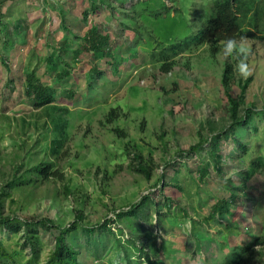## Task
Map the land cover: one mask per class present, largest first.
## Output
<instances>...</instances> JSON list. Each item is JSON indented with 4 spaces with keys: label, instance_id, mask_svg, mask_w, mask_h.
Listing matches in <instances>:
<instances>
[{
    "label": "rangeland",
    "instance_id": "1",
    "mask_svg": "<svg viewBox=\"0 0 264 264\" xmlns=\"http://www.w3.org/2000/svg\"><path fill=\"white\" fill-rule=\"evenodd\" d=\"M108 1L95 13L87 0H0V52L8 65L0 63L1 218L66 227L81 213L84 224L96 226L148 196L155 208L141 236H149L152 250L145 251L157 264H221L229 250L252 244L251 263L264 264V172L245 176L264 158V125L256 138H242L252 151L241 156L230 140L228 101L242 99L239 117L264 110V33L244 40L245 78L237 70L244 55H229L222 43L173 55L203 27L199 15L211 0ZM92 25L109 36L111 57L87 49ZM94 71L101 76L89 88ZM28 72L55 92L52 106L38 109L27 96ZM135 155L149 179L136 171ZM40 163L58 175L10 186ZM230 197L231 215L210 219L212 207ZM128 227L119 221L112 229H122L124 241L133 238ZM38 231L34 255L22 233L1 228L0 264H45L58 233ZM118 254L100 264H123Z\"/></svg>",
    "mask_w": 264,
    "mask_h": 264
},
{
    "label": "trees",
    "instance_id": "2",
    "mask_svg": "<svg viewBox=\"0 0 264 264\" xmlns=\"http://www.w3.org/2000/svg\"><path fill=\"white\" fill-rule=\"evenodd\" d=\"M92 6L93 12L98 13L102 8L109 6L108 0H87ZM100 6L99 8L97 7ZM97 9V10H96ZM166 12L164 14H168ZM163 13H152L154 18L161 17ZM165 15V16H166ZM199 18L204 21L203 27L191 37L185 47H180L178 51H173L174 56L183 54L185 49L202 47L208 43H221L228 38H235L238 41L241 38L254 39L256 34L264 33V0H211L208 7L204 8L199 15ZM83 42L92 56L97 58L111 57L109 53V36L101 35L95 25H92L91 30L84 37ZM7 50V49H6ZM8 51V50H7ZM0 63L8 70V65L3 59L0 52ZM230 69L227 68L225 74H228ZM100 73L94 71L87 78L88 87H93L92 81L99 78ZM223 83L226 86L228 77H224ZM26 94L34 101L38 109H47L52 106L55 100V92L48 87L42 85L33 73H26ZM68 97L73 98V93L69 92ZM230 104V119L232 127L230 131L231 141L234 143L235 151H239L241 156H247L252 149L242 142L244 136L256 138L259 132V124L264 125V110H256L248 108L243 111V116L239 117L238 109L240 101L228 97ZM112 110L108 116L110 122L113 121ZM115 116V115H114ZM115 118H117L115 116ZM61 133H64V125H59ZM119 132V131H117ZM121 132V131H120ZM124 136L125 133L121 132ZM218 145L215 146L217 148ZM200 144L190 148L186 154L200 150ZM134 160L138 162L136 171L143 173L148 179L150 174L147 167L140 162V156L135 155ZM222 161L221 155L215 156V165L217 170H221L220 164ZM51 164L40 163L34 167L31 173L14 178L10 186L23 187L33 184L38 179L33 180L34 175L42 181H47L50 177L58 175L53 172ZM264 172V158L258 157L250 163L249 172L245 174L249 180L256 174ZM179 189V187H178ZM235 197H230L227 200L218 201L211 210L210 219L223 218L231 215V207ZM155 208V203L147 196L143 197L138 204H133L128 209L115 212V219H108L105 222L96 226H88L84 224V216L79 213L75 215L74 221L66 227L54 225L50 219H24L21 222H13L11 219H2L0 216V229L6 228L12 234L22 233L26 239L27 246L36 255L39 245V229L47 231L56 230L58 235L55 237V244L48 260L45 264H100L107 259L115 260L118 253H121V261L123 264H141L140 259H145L142 264H157L152 261V257L146 253L152 250V243L149 236L142 237L143 223L148 219L147 211ZM119 221H126L129 225L130 233L133 238L122 241L120 235L123 236V230L118 229L114 232L112 226L117 225ZM254 244L250 246H241L236 250H229L225 260L221 264H252L253 252H251ZM147 251V252H148ZM116 254V255H115ZM138 254L137 257H134ZM0 255L6 256L5 249L0 241ZM116 257H115V256ZM146 255V257H143ZM118 260V259H116ZM138 262V263H137Z\"/></svg>",
    "mask_w": 264,
    "mask_h": 264
},
{
    "label": "clouds",
    "instance_id": "3",
    "mask_svg": "<svg viewBox=\"0 0 264 264\" xmlns=\"http://www.w3.org/2000/svg\"><path fill=\"white\" fill-rule=\"evenodd\" d=\"M246 38H241L239 41L235 38H228L224 41H222V45H223V50H226V52L231 55V53L233 52V50H236L238 53L243 54L244 55V59L240 60L239 63L237 64V70L240 74L241 77H248L251 73H250V69H249V65L246 62L247 57H248V53H249V49L246 47L244 40Z\"/></svg>",
    "mask_w": 264,
    "mask_h": 264
}]
</instances>
